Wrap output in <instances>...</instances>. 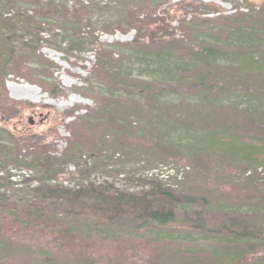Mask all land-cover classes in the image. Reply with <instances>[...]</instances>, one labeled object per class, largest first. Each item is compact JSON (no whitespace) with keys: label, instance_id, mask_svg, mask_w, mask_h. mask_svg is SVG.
<instances>
[{"label":"rangeland","instance_id":"obj_1","mask_svg":"<svg viewBox=\"0 0 264 264\" xmlns=\"http://www.w3.org/2000/svg\"><path fill=\"white\" fill-rule=\"evenodd\" d=\"M263 9L264 0H0V52L6 62L3 69L0 62V86H5L13 103L6 115L0 114V128L14 137L13 142L10 136L0 137V159L14 143L19 144L22 158L50 157L60 169L52 175L43 172L46 166L0 165L5 178L10 177L0 183V196L10 197L48 180L75 190L102 186L129 195H143L158 184L181 198L194 197L193 204L170 202L166 209L185 211L189 217L200 213L199 221L206 226L232 216L262 224L264 216L249 211L264 208V152L256 153L255 160H245L192 138L199 131L198 121L204 123L202 135L219 125L224 126L220 133L228 136L255 135L257 127L242 112L253 101L238 92L223 94L214 98L238 112L218 106L221 111L213 110L211 119L204 109L203 114H195L206 95L196 87L194 68L176 76L173 66L168 67L183 56L198 59L213 48L220 63L233 61L229 33L235 29L245 34L251 27L259 29L263 45ZM148 23L165 33L153 34L157 40L152 44L151 34L143 30ZM177 78L186 81L181 85ZM26 89L33 92L25 94ZM55 206L54 213L67 212L61 203ZM63 223L78 229L72 218ZM136 225L129 211L98 225L101 234L96 238L81 229L70 244L58 238L41 239L45 235L41 232L24 241L3 221L2 240L15 247L0 257L5 264L12 260L34 264L30 252H36V242L48 243L47 249L56 247V242L62 249L56 264H75L73 259L67 261L68 255L92 264L223 262L200 232L183 233L180 220L164 231L137 230ZM122 233L129 243L110 244Z\"/></svg>","mask_w":264,"mask_h":264},{"label":"trees","instance_id":"obj_2","mask_svg":"<svg viewBox=\"0 0 264 264\" xmlns=\"http://www.w3.org/2000/svg\"><path fill=\"white\" fill-rule=\"evenodd\" d=\"M262 12L264 13V9ZM2 19L0 17V22ZM255 24H262V21H257ZM135 30L137 33H140L142 29L136 26ZM143 30L151 34L149 35L151 38L148 39V42H151V44L157 40V37L153 39L154 35L164 33L163 29L160 27L154 28L150 23L146 24ZM258 30L255 27H251L247 30V35L238 29L229 33V37H232L231 42L234 44V48L230 50V53L234 56V60L229 63L223 60L222 62L224 63L217 61L218 58L215 55L213 56V53L216 54L218 51L213 48L212 51H207V55L205 56L203 53L199 54L197 56L198 59L193 60L191 58L187 60L185 56H183V60L181 58L174 59V63L168 67V69H171L173 66V70L171 71L175 72L176 76H182L186 72L184 71L185 68L189 66L194 68L196 87H199L203 91V94L206 95L205 98L199 100V104L202 107L197 108L198 110L193 112L195 114H203V111H209L210 114H207V116L211 119V116L214 115L212 113L213 110L221 111L218 106H222L226 110L238 112L236 108H226L220 99L214 98H220L223 94L228 96L238 92L253 101L252 105L244 108L242 112L252 122L251 126L257 127L255 135H251L254 134L251 133L246 135V138L241 139L233 133H230L228 136L219 131L223 130V125H219L218 129L211 128L202 135L204 123L203 121H198L196 125L199 131L192 136L195 140L202 141L209 146L218 147L219 149L225 148L228 155L233 153L236 158L245 160H255L253 158H255L254 155L256 153L264 152V42L262 45L258 39L260 32ZM255 48L259 52H254ZM38 53L39 51H36L35 54ZM220 53L222 54V52ZM4 57V52H0V62H3L1 64L2 69L6 65V62L3 60ZM113 77L114 75L110 76L111 79ZM178 81V84L182 85L186 80L178 79ZM58 90L54 91L53 97L60 93L59 88ZM0 92V102L2 105L0 114L6 115L8 113L6 109H8V106L9 108L13 107V103L8 98L5 86H0ZM151 101L154 106V100ZM209 105L214 109H211ZM153 108L150 111L151 116L155 113ZM110 115L112 114L110 113ZM165 117L167 115L162 120L167 119ZM212 119L215 120L214 118ZM222 122L225 123L227 121L224 120ZM135 125H139L138 122ZM227 128L229 130L232 129ZM5 135L7 137L10 136V131L6 128H0V137H4ZM10 137L13 142L14 137ZM18 145L12 143V146L4 149L2 153L3 157L0 159L2 167L6 168L12 165L15 168L25 167L35 169L46 166L43 172L52 175H56L58 171L60 172L55 159H51L50 157L47 158L39 155L38 157L22 158L19 151H17ZM2 148L3 146H0V149ZM9 178H5L4 173L0 171V183H7ZM172 192L171 189H163L158 184L153 185L151 190L143 195L124 194L112 188H104L102 186H91L90 190L80 187L75 190L66 188L62 184L53 185V181L48 180L38 183L36 187L29 186L26 191L22 189L18 190L10 197L6 195L0 196V225L3 221H7L13 235H18L24 241H32L41 232L45 234L41 235V239H43L42 237H49L52 241L54 238H58L65 243L72 244L73 239L79 237V235L75 234L79 233L81 229L87 232L86 234L89 237L96 238L98 234H101L98 228H96L98 225L116 221L130 211L137 221L135 227L137 230L142 228L145 230L152 228H159L162 231L170 230L180 220L179 226L183 233L200 232L205 236L206 242L212 244L214 251L216 250L215 252L219 253L220 260L223 261L221 262L222 264H264V260L261 259L264 253V221L260 225H251L247 220L232 216L225 217L226 219L219 222H211V225L206 226L205 221H203L204 224L199 221L202 218L200 213L195 212L189 217L185 211L177 213L175 209H166V203L170 202L178 203L185 201L187 204L196 202L194 197L183 196L181 198L176 192ZM86 199H90L93 202L88 204L83 203ZM56 202L61 203L67 209V212L54 213ZM254 209L257 211H249V213H252L255 217L264 216L263 207H255ZM178 215L180 218L177 219ZM70 218L77 222L78 225L76 227L78 229L71 228L63 223L65 219ZM5 234V229L0 226V256L10 253V249L14 251L15 247L14 244H11L9 247V243L2 240L1 235ZM123 240L126 244L130 242V239L128 240L123 233L120 240L109 242L110 244H117ZM53 244L56 247L47 249L48 243L42 244L36 242V245L39 246L36 248V252H30L32 254L31 257H33V260L30 262L34 264L58 263V257L62 256V252H60L62 249L56 242H53ZM130 244L127 245V249H129L128 246ZM127 249L123 247V251H128ZM66 257L67 261L73 259L75 264H92L87 258H69V255ZM2 258L4 257H0V264H5ZM12 261L10 262L11 264L14 263ZM60 262H63V260Z\"/></svg>","mask_w":264,"mask_h":264},{"label":"bare ground","instance_id":"obj_3","mask_svg":"<svg viewBox=\"0 0 264 264\" xmlns=\"http://www.w3.org/2000/svg\"><path fill=\"white\" fill-rule=\"evenodd\" d=\"M31 92H33V91H29V90H27V89L24 91L25 94H29V93H31ZM34 92H35V91H34ZM52 104H53V103H52Z\"/></svg>","mask_w":264,"mask_h":264}]
</instances>
